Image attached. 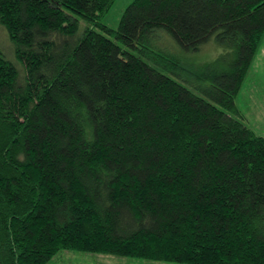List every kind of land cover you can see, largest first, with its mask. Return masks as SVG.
<instances>
[{
	"label": "trees",
	"instance_id": "1",
	"mask_svg": "<svg viewBox=\"0 0 264 264\" xmlns=\"http://www.w3.org/2000/svg\"><path fill=\"white\" fill-rule=\"evenodd\" d=\"M114 1L0 0L25 70L0 53V264H264V136L234 104L264 0H133L111 29ZM161 34L189 52L215 39L208 98L161 70L178 67Z\"/></svg>",
	"mask_w": 264,
	"mask_h": 264
},
{
	"label": "rangeland",
	"instance_id": "2",
	"mask_svg": "<svg viewBox=\"0 0 264 264\" xmlns=\"http://www.w3.org/2000/svg\"><path fill=\"white\" fill-rule=\"evenodd\" d=\"M133 0H115L106 14L101 17V21L111 29L116 28L118 21L123 13V9L131 3ZM66 13H70L69 11ZM72 14V13H71ZM79 29L77 31V37L80 36L81 30L86 26L84 20L77 15ZM157 46L153 47V50H160L162 53L172 55L177 63L178 67L173 68L172 71L161 69L167 75H171L181 84L186 85L192 91L201 96H205L201 90L208 89V82L202 78L205 67L218 57L223 52L220 46L216 43L214 38H211L209 42L202 44L197 50L191 52L182 50L181 47L171 38L170 35L161 34L158 37ZM0 53L2 56L10 61L18 72L20 79H23L25 70H23L22 63L15 56V49L10 38L7 36V32L3 26L0 25ZM239 103V100H238ZM241 110L240 116L246 126L256 131L257 135L264 136V115L260 114L261 110H256L254 107ZM46 264H183L174 262H165L162 260H149L147 258L140 257H128L119 256L116 254H96L87 253L83 251L75 250H59Z\"/></svg>",
	"mask_w": 264,
	"mask_h": 264
},
{
	"label": "crops",
	"instance_id": "3",
	"mask_svg": "<svg viewBox=\"0 0 264 264\" xmlns=\"http://www.w3.org/2000/svg\"><path fill=\"white\" fill-rule=\"evenodd\" d=\"M261 37L253 61L234 100L239 114L242 113L243 108L248 111L249 108L254 107L257 111L261 110L260 114L264 115V34Z\"/></svg>",
	"mask_w": 264,
	"mask_h": 264
}]
</instances>
